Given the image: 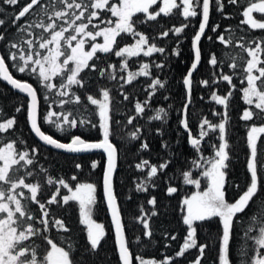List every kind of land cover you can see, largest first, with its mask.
<instances>
[{"label": "snow or ice", "instance_id": "obj_1", "mask_svg": "<svg viewBox=\"0 0 264 264\" xmlns=\"http://www.w3.org/2000/svg\"><path fill=\"white\" fill-rule=\"evenodd\" d=\"M5 4L17 5L19 0H3ZM162 6L154 9L158 4V0H49V3L43 4L42 0H30L26 3L18 13L12 18L14 26L17 25L22 18L31 16L35 11L37 16L42 13L48 17L46 23L42 18L32 20L21 25L18 32L21 34L17 40L6 42L4 47L7 52V59L12 62V67L20 74L26 72L34 74L38 77L41 85L49 92L55 94L61 99L53 101L58 103L61 109L65 105L72 103L84 108L88 111V105L94 106V114L98 116V123L91 118L83 115H74V111L79 113L80 108L67 111L52 110L49 104V110L43 115V122L53 126L57 132L67 133L77 127L88 126L90 128H98L101 137L97 140H88L82 135L71 134L68 136V142H61L52 135L42 131L40 126V109L39 98L36 87L27 81L16 79L6 63L5 54L0 53V80L6 82L11 88L27 97L26 112L27 121L36 137L46 145H50L58 150H64L67 153L80 154L90 153L93 151H102L106 154V167L103 176V191L107 208L110 212L111 222L114 227L115 243L118 252L120 264H133V253L129 247V241L125 234V224L121 215L120 205L113 186V176L117 167L118 147L113 142V116H112V100L110 90L107 88L99 89L98 97L85 93L82 100L77 94V89H85L86 84L81 73L85 70L96 71L97 65L95 60L99 59L98 53H113L117 44V37L122 34L129 35L135 39V43L125 45L115 50L116 57L124 58L120 70L123 72L128 68V59L144 56H152L154 52L164 53L163 47H157L155 43L150 42V38L143 32L138 31V26L151 21H156L158 17L172 16L178 14L188 20L201 16L198 30L192 37L193 45V62L187 71L183 83L187 87L188 95H191L193 73L198 69L201 63L200 42L205 35L206 28L209 25L210 6L213 0H159ZM228 3L236 5L240 0H228ZM217 9L223 12V0H216ZM37 6H39L37 8ZM242 17L240 21L242 25H247L253 30H264V0H244L241 5ZM49 9H52L49 14ZM199 9V11H198ZM110 14V18L102 19L101 14ZM260 14L257 19L253 14ZM137 14H143L142 19L134 20ZM115 18V19H112ZM93 20L99 23H93ZM60 23H57V22ZM5 24V20L0 19V26ZM101 25H104L101 27ZM91 26V28H90ZM188 27L187 23L181 24L179 27L173 26L168 31L161 33L163 37H167L169 31L179 36L183 30ZM220 25H214L211 30L216 32ZM41 29L38 38L29 29ZM67 33V35H66ZM46 34V35H45ZM31 37V38H27ZM102 38V43H98L97 39ZM211 40L212 37L208 36ZM217 39L225 46L233 43L232 39H226L223 34L218 35ZM243 39V38H241ZM5 41V35L0 33V42ZM86 44L90 45L88 50ZM238 47L246 53V59L243 61L241 84L246 82L247 86L242 88L243 100L246 107L240 119L249 121H260V123H251L247 125L246 145L249 149V155L246 163L247 172L249 173L248 181L245 185H235L240 189L238 196L234 201L229 202L226 199V182L230 161V144L227 138L228 123V104L232 97V91L226 95L212 94V100L224 108L223 118L219 123H212L207 118L198 125V136H192L187 118V105L184 108L183 127L190 135V143L197 153L198 158L192 160V166L196 169H203L201 175L207 180V188L204 191H196L190 196H185L182 200L181 212L182 223L186 226V236L180 246L176 257H183L188 250L197 249L198 255L191 264H201L204 258L207 244H201L197 239V230L200 223L218 218L221 224L220 247L218 254V264H232L230 260V241L232 239V230L234 221L238 215L244 213L249 205L254 202L261 191L264 177L260 174V169L264 167L258 157L264 155V40L253 39L250 43H240ZM40 50H44L43 52ZM179 56V50L174 52ZM229 67L233 70L238 68L235 57H232ZM209 63L217 66L219 61L215 53L210 55ZM157 68H163V64L155 65ZM115 69V65H109ZM106 70H100L99 75L103 77ZM150 65L145 63L139 72H128L127 82L131 83L137 76H150ZM60 77L59 84L53 83V80ZM109 79H116L113 72L109 74ZM121 79L125 77L121 76ZM232 75H222V80L229 85L232 84ZM204 86H208V80L200 81ZM155 90L157 87L163 88L164 82L159 78H155L149 85ZM235 86L233 85V89ZM128 97L125 95L124 99ZM47 100L48 97L45 96ZM190 103V100H189ZM25 110V104L15 108L16 113ZM135 110L138 114H142L145 110L144 105L140 102L135 104ZM3 109L0 108V134L10 133L15 129L16 117L11 116L5 118ZM167 116L165 109L158 110L153 120H160ZM135 117L128 119L127 123L132 124ZM118 123V122H115ZM205 126L212 132L219 133L217 139L219 143L211 144L212 154L205 156L203 154V141L208 136ZM140 129L129 133L134 140L140 139L138 133ZM23 143V142H21ZM141 150H147L149 145L143 142ZM38 150L32 148L30 151L25 148L20 150L16 139L5 140L0 137V264H78L73 259V246L68 243L62 246L54 239L47 235H43L36 224V218L29 210L27 204L23 202L27 189L30 193L31 201L38 203L40 213L42 214L38 223L44 225V232L49 230V212L46 205L37 200V193L40 188L38 183L26 182V177H31L32 172L28 170V166L33 165V154ZM76 169H81V164L75 165ZM98 161L91 163V168L96 169ZM138 170L147 169V178L145 182L138 183L136 190L138 192H147L149 183L152 178L156 177L158 172L168 167L167 163H161L159 166L152 164L149 160H141L135 165ZM23 172L24 175L19 173ZM183 182L189 185H195L197 189L201 187L199 179L192 178L191 171L182 173ZM72 181L77 180L73 175ZM53 184L55 181L51 178L47 181ZM60 187L67 190L66 195L62 196V204L68 205L69 202H75L78 206L79 223L84 226L86 231V240L91 250L99 249L101 242L107 233L103 223H98L94 219V210L97 204V186L94 183L79 182L74 187L66 182L65 179L58 180ZM178 189L173 186L167 188V194L172 195ZM60 195L59 188L56 194L48 200V204L60 203L57 196ZM147 203L155 207L157 204L156 197H151ZM137 218L144 229V236L149 240L152 238V230L149 221L153 216H157L158 212L151 211L150 215L143 212ZM54 225L58 231L69 232L70 229L61 219L54 220ZM258 231V235L250 236L254 242V255L244 262V264H264V223L258 225V228H249L248 233ZM42 236L45 242L44 253L38 256L39 246L35 244L34 237ZM177 237L171 236L172 240ZM137 242L140 238H136ZM172 257H166L163 261L156 259H146L137 255L135 260L138 264H172Z\"/></svg>", "mask_w": 264, "mask_h": 264}, {"label": "trees", "instance_id": "obj_2", "mask_svg": "<svg viewBox=\"0 0 264 264\" xmlns=\"http://www.w3.org/2000/svg\"><path fill=\"white\" fill-rule=\"evenodd\" d=\"M30 0H19L17 5H8L0 0V19L5 20V24L0 26V33L5 35V41L1 42V51L5 54V58L9 63L15 76L21 79L32 81L38 89L41 98V124L45 131L51 133L55 137L68 141V136L71 134H79L88 140H97L101 137V132L98 128H90L88 126L77 127L67 133L57 132L56 129L43 122V115L49 110V104L52 110L57 112L75 110L80 108V112L74 111V115H83L91 118L98 123V116L94 114V106L88 105V111L83 107L69 103L61 109L58 103L61 97L55 92H49L45 89L38 77L31 73H18L13 67L12 62L7 59L6 42L17 40L21 35L18 28L29 22L30 19L42 18L46 23L48 17L35 14L26 16L17 23L16 26L12 23V18L18 11ZM233 5L228 3V0H223V12L217 9L216 0H213L211 5V16L207 31L200 43L202 61L198 69L193 73L192 97L188 107L187 118L189 128L194 136H198V125L207 118L212 123H219L223 118L224 108L212 100V94L215 92L218 95H226L232 91V97L228 104V123L227 138L230 144V161L227 169L228 176L225 185L226 199L229 202L234 201L238 196L240 189L235 185H245L249 178L246 163L249 155V149L246 145L247 125L260 121L245 122L240 119L243 110L248 107L243 100L242 88L246 87V82L241 84L243 76V58L246 53L238 47L240 43H250L253 39L264 40V30H253L247 25H242L240 21L242 17V4ZM43 4L49 3V0H42ZM161 3L154 6L158 9ZM39 6H37L38 8ZM52 9H49L51 14ZM199 11V9H198ZM257 19L260 14H253ZM102 19L110 18V14H101ZM143 14H137L133 19H142ZM115 19V18H112ZM201 16L195 18H184L178 14L172 16L158 17L156 21H151L138 26V31L143 32L150 38L151 43H155L157 47H163L164 53L154 52L152 56H144L141 54L138 57L128 59V68L121 71V65L124 58L116 57L115 50L125 45L133 44L135 39L129 35L122 34L117 37V44L113 53L102 54L98 53V60L94 63L97 65L96 71L85 70L81 73L84 78L86 88L77 89L82 100L85 93L92 94L98 97L99 89L107 88L110 90L112 100V116H113V142L119 150V166L115 176V191L119 200L123 220L125 224L126 234L129 241V247L133 253L134 264H138L135 260L137 255L143 256L146 259H156L163 261L166 257H172V264H191L198 255L197 249L188 250L183 257H176L180 246L183 243V238L186 236V226L182 223L181 207L182 200L185 196H190L196 191H204L207 188V180L202 177L203 169H196L192 166V160L197 159V153L192 148L189 141V132L183 127L182 120L184 118V108L188 101V91L183 83L184 77L193 62V45L192 37L198 30ZM57 23H60L59 21ZM93 23H99L93 20ZM187 23L183 32L177 36L174 32L169 31L167 37L161 35L162 32L168 31L173 26L179 27L181 24ZM220 25L216 32L211 28L214 25ZM102 27L104 25H101ZM91 28V26H90ZM38 38L41 29H29ZM223 34L226 39L231 38L233 43L225 46L217 39L218 35ZM46 35V34H45ZM67 35V33H66ZM211 36L212 39H207ZM31 38V37H27ZM243 38V39H241ZM179 50L180 55L176 56L174 52ZM44 51V50H40ZM215 53L219 61L217 66H212L209 63L210 55ZM232 57H235V62L238 65L236 70L229 67L232 62ZM264 58V57H262ZM150 65V76H137L131 83H128L126 78L128 71L137 72L143 64ZM163 64V68H157L155 65ZM115 65V69L109 67ZM100 70H106L105 75H99ZM115 73L116 79H109V74ZM232 75V84L229 85L222 80V75ZM123 76L125 79H121ZM155 78H159L164 82V87H157L155 90L149 87L150 83ZM202 80H208V86L200 83ZM60 77L55 78V83L59 84ZM233 85L235 88L233 89ZM127 99H124V96ZM45 96L48 99H45ZM140 102L144 105V112L138 114L135 110V104ZM25 104V110L20 113L15 112V108L20 104ZM27 98L20 93L14 91L6 82L0 80V108L6 114L5 118L15 116L16 126L10 133L0 134L5 140L16 139L18 148L29 151L36 148L38 151L33 154L34 163L28 166V170L32 172L31 177H26V182L38 183L40 188L37 193V200L46 205L49 212V230L44 232V225L38 223L42 214L39 210L38 203L28 199L30 193L27 189L23 202L27 204L29 210L36 218L35 226L41 230L43 235H47L66 246L71 243L73 246V259L78 264H120L118 252L115 243L114 229L109 217L107 205L103 195V173L105 168V157L100 152H94L84 155H72L51 149L41 144L31 131L29 122L27 121L26 112ZM165 109L167 116L160 120H153L159 109ZM135 117L132 124H128L129 118ZM118 122V123H115ZM139 128L138 135L140 139L134 140L129 133L136 131ZM208 131V136L203 141V154L210 156L212 154L211 144L219 143L217 132H212L205 126ZM264 142V137L261 138ZM23 142V143H21ZM147 142L149 147L147 150H141L140 145ZM261 164H264V155L258 157ZM141 160H149L152 164L159 166L161 163H167L168 167L158 172L157 176L152 178L148 186L147 192H138L136 185L145 182L147 178V169L144 171L138 170L135 165ZM98 161L96 169L91 168V163ZM81 164V169H76L75 165ZM191 171L193 179L201 181L200 189L195 185L185 184L183 182L182 173ZM24 175L23 172L19 173ZM260 174L264 177V167L260 169ZM75 175L77 180L72 181L71 177ZM55 181L53 184H48V179ZM63 178L73 187L79 182L94 183L97 186V204L94 210V219L97 222L103 223L106 230V237L101 242L98 250L90 249L86 240V231L84 226L79 223L78 206L75 202H69L68 205L62 204V196L67 193V190L60 187L58 180ZM169 186L176 187L178 191L172 195L167 194ZM59 188L60 195L57 200L60 203L48 204V200L56 194V189ZM155 196L157 204L155 207L149 205L147 201ZM143 212L150 215L151 211L158 212L157 216H153L149 221L152 230V238L149 240L144 236L142 224L138 221V217ZM61 219L70 229L69 232L58 231L54 225V220ZM264 223V182H262L261 191L254 202L249 205V208L244 213L238 215L234 221L232 230V239L230 241V260L232 264H244L249 257L254 255V242L249 239L250 236L258 235V231H254L245 235L248 229L258 228V225ZM221 224L218 218H213L210 221L200 223L197 230V239L201 244H207L204 258L201 264H218V254L220 247ZM175 235V240L171 236ZM140 241L137 242L136 238ZM34 242L39 246L38 256L44 253L45 242L42 236L34 237Z\"/></svg>", "mask_w": 264, "mask_h": 264}, {"label": "water", "instance_id": "obj_3", "mask_svg": "<svg viewBox=\"0 0 264 264\" xmlns=\"http://www.w3.org/2000/svg\"><path fill=\"white\" fill-rule=\"evenodd\" d=\"M210 16H211V6H210ZM209 22H210V19H209ZM209 26V25H208ZM208 28V27H207ZM207 28H206V31H207ZM206 31H205V33H206ZM204 37V36H203ZM203 37H202V39H203ZM202 39H201V41H202ZM201 43V42H200ZM200 48H201V46H200ZM0 53H2V51H1V43H0ZM6 59V58H5ZM201 61H202V53H201ZM6 63H8L7 62V60H6ZM201 64V63H200ZM8 66H9V64H8ZM200 66V65H199ZM198 66V67H199ZM9 69H10V66H9ZM10 71H11V69H10ZM12 72V71H11ZM12 74H13V72H12ZM13 76L16 78V79H19V80H21V81H27V80H23V79H21V78H18V77H16L14 74H13ZM27 82H29V81H27ZM29 83H31V82H29ZM10 86V85H9ZM33 86L34 87H36L34 84H33ZM11 87V86H10ZM187 88V87H186ZM13 89V88H12ZM36 89H37V87H36ZM14 91H16V92H18L17 90H15V89H13ZM19 93V92H18ZM37 93H38V98H39V109H40V126H41V129H42V131H44L46 134H49V135H52L51 133H48V132H46L44 129H43V127H42V125H41V98H40V95H39V92H38V89H37ZM21 94V93H20ZM23 95V94H22ZM24 96V95H23ZM26 97V96H25ZM191 97H192V88H191V95H190V97H189V95H188V101H187V110H188V107H189V105H190V103H191ZM27 98V97H26ZM189 100H190V103H189ZM185 118V117H184ZM183 118V119H184ZM32 131V130H31ZM34 134V133H33ZM35 135V134H34ZM79 135V134H78ZM191 135L192 136H194L193 135V133L191 132ZM55 139H58V140H60L61 142H68V141H64V140H61V139H59V138H57V137H55L54 135H52ZM36 137V136H35ZM37 138V140L41 143V144H43V145H45V146H47V147H49V148H51V149H54V150H57V151H60V152H64V153H67V152H65L64 150H58V149H55L54 147H52V146H50V145H46V144H44L42 141H40L39 140V138L38 137H36ZM84 138V137H83ZM86 139V138H85ZM189 141H190V135H189ZM191 144V143H190ZM94 152H100V153H102L103 155H104V157H105V167H106V154L105 153H103L102 151H93V152H90V153H94ZM90 153H80V154H73V153H67V154H72V155H84V154H90ZM118 166H119V153H118V160H117V167H116V171H115V173H114V176H113V186H114V189H115V176H116V174H117V171H118ZM104 170H105V168H104ZM103 176H104V173H103ZM116 192V191H115ZM103 195H104V191H103ZM117 195V194H116ZM105 199V198H104ZM117 199H118V197H117ZM118 203H119V200H118ZM120 205V204H119ZM108 209V208H107ZM120 210H121V208H120ZM108 213H109V217H110V220H111V216H110V212H109V210H108ZM121 215H122V212H121ZM122 217H123V215H122ZM123 222H124V220H123ZM112 223V222H111ZM113 226V225H112ZM113 229H114V227H113ZM125 234H126V229H125ZM126 236H127V234H126ZM128 239V238H127ZM131 250V249H130ZM133 264H134V257H133Z\"/></svg>", "mask_w": 264, "mask_h": 264}, {"label": "rangeland", "instance_id": "obj_4", "mask_svg": "<svg viewBox=\"0 0 264 264\" xmlns=\"http://www.w3.org/2000/svg\"><path fill=\"white\" fill-rule=\"evenodd\" d=\"M158 1H159V0H158ZM112 2H118V0H112ZM161 6H162V3H161ZM101 27H102V26H101ZM97 42H98V43H102V38H98V39H97ZM134 43H135V42H134ZM89 47H90V45L86 44V49H85V50H88ZM140 69H141V68H139L137 72H139ZM128 72H135V71H130V70H129ZM53 83H55V79L53 80ZM66 194H68V193H66ZM66 194H65V195H66ZM98 223H99V222H98Z\"/></svg>", "mask_w": 264, "mask_h": 264}, {"label": "bare ground", "instance_id": "obj_5", "mask_svg": "<svg viewBox=\"0 0 264 264\" xmlns=\"http://www.w3.org/2000/svg\"><path fill=\"white\" fill-rule=\"evenodd\" d=\"M1 43V42H0ZM9 64V63H8ZM10 66V65H9ZM10 69H11V67H10ZM11 71H12V69H11ZM13 72V71H12ZM14 74V73H13ZM17 77V76H16ZM23 80H27V81H29V82H31L32 84H34L32 81H30V80H28V79H23ZM192 80H193V78H192ZM35 85V84H34ZM22 95V94H21ZM187 112H188V110H187ZM183 116H184V114H183ZM42 125V124H41ZM47 132V131H46ZM49 133V132H48ZM35 136V135H34Z\"/></svg>", "mask_w": 264, "mask_h": 264}]
</instances>
